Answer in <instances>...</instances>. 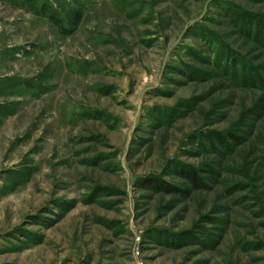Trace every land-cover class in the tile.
Returning <instances> with one entry per match:
<instances>
[{"label":"rangeland","instance_id":"374dc122","mask_svg":"<svg viewBox=\"0 0 264 264\" xmlns=\"http://www.w3.org/2000/svg\"><path fill=\"white\" fill-rule=\"evenodd\" d=\"M0 264H264V0H0Z\"/></svg>","mask_w":264,"mask_h":264},{"label":"trees","instance_id":"16d2710c","mask_svg":"<svg viewBox=\"0 0 264 264\" xmlns=\"http://www.w3.org/2000/svg\"><path fill=\"white\" fill-rule=\"evenodd\" d=\"M181 175L192 185L193 188L199 187V182H198L199 179H198V171L197 170H194V169L183 170V173ZM143 181H144L143 185L145 187L149 186V185H153L154 188L161 190V191H166V192H170V191L175 190V186L171 183L166 182V181L157 180V179H150V180L144 179ZM177 190H178V188H177Z\"/></svg>","mask_w":264,"mask_h":264}]
</instances>
